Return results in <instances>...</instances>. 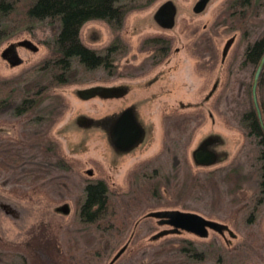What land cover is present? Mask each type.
Masks as SVG:
<instances>
[{"label": "rangeland", "instance_id": "1", "mask_svg": "<svg viewBox=\"0 0 264 264\" xmlns=\"http://www.w3.org/2000/svg\"><path fill=\"white\" fill-rule=\"evenodd\" d=\"M199 1L204 7L196 12ZM7 2H12V11L0 9V79L21 78L11 89L12 95L22 97V86L38 75L36 65L48 57L55 36L49 25L26 16L36 0ZM166 2L174 9L168 28L155 19ZM126 3L119 22L89 20L77 35L83 48L101 56L118 43L106 57L109 65L91 70L73 55V82L48 89L61 97L63 107L57 108L61 114L53 117L52 125L39 122V128L46 129L69 166L65 185L50 192L39 186L30 189L33 175L25 171L38 170L44 159L26 147L29 159L14 171L18 182L6 183L3 171L8 170L0 169V237L23 242L41 224L62 228L75 221L76 228L86 227L76 213L87 202L89 186L101 183L112 210L106 220L114 224L103 234L116 244L97 264H189L175 251L183 240L218 244L223 262L218 264H264L259 146L245 136L238 120L249 96L252 103V78L264 51V0ZM257 96L264 107V84ZM125 112L139 136L120 147L112 133ZM182 116L184 124H173ZM18 127L1 122L0 139L15 142ZM25 132L31 135V128ZM54 170L59 171L52 168L50 173ZM193 178L199 184L190 187ZM163 210L195 213L226 229L208 230L204 237L172 231L150 215ZM160 232L165 234L153 238Z\"/></svg>", "mask_w": 264, "mask_h": 264}, {"label": "trees", "instance_id": "2", "mask_svg": "<svg viewBox=\"0 0 264 264\" xmlns=\"http://www.w3.org/2000/svg\"><path fill=\"white\" fill-rule=\"evenodd\" d=\"M127 1L130 0H36L26 12L29 21L49 25L55 38L48 57L36 65L35 72L38 75L33 81L22 86L23 92L26 93L24 96L12 95L14 88L11 89V87L16 88L20 85L21 78L0 79V123L16 122L20 127L15 142L12 143L8 138L0 139V169L8 170L3 171L8 175L7 178H2L1 170L0 177L6 183L18 182L19 176L14 171H17L27 161L28 156L24 152L27 147L32 152L35 150L39 152L44 159L36 165L38 170L25 171V174L33 175L29 188L35 189L39 186L49 189L50 192V188L54 186L60 188L59 185H65L64 174L69 166L56 151V144L46 136V129L42 131L39 128V122H47V127L52 125L55 121L53 117L61 114V110L58 111L57 108L62 109L63 107L61 97L54 96L48 89L73 82L72 79L77 73V70H73L71 66L70 58L73 55L80 56L86 64L85 67L91 70L98 66L109 65L110 62L106 57H110L108 53L114 47L116 48L118 43H113L112 47L107 48L101 56L93 50L83 48L77 41V35L83 23L89 20L102 19L112 24L117 18L119 22V16L126 13ZM0 9L2 11L11 9L12 11V2L0 0ZM48 20H52V23H48ZM261 84H264L262 77L259 79L258 86ZM263 108L260 106L262 117ZM238 116L245 136L254 139L259 146L257 153L260 162L258 194L261 200H264V132L250 96L249 102L247 101L245 108L239 110ZM184 123V116L176 118L173 122L175 125ZM27 128H31V135L25 132ZM52 168L59 171L54 170L55 174L53 172L52 174L50 173ZM41 180L43 182H39ZM185 183L186 180L179 188L181 191ZM190 183V187H194L199 184V180L193 178L190 179ZM208 183L214 184L212 179H208ZM158 188V185L154 186V191ZM103 189L101 183L88 188L87 202L81 207L82 211L76 213L75 216L86 225L84 228H76L73 225L75 221L62 228L41 224L23 242L12 243L0 237V264H97L104 256L103 252H112L116 244L106 234H103L114 228V224L106 220L112 210L108 203V192L103 194ZM87 226L94 228L96 233H92ZM220 248L213 242L208 246H199L194 242L183 240L175 251L183 260H189V264L196 262H216L218 264L222 262Z\"/></svg>", "mask_w": 264, "mask_h": 264}, {"label": "water", "instance_id": "3", "mask_svg": "<svg viewBox=\"0 0 264 264\" xmlns=\"http://www.w3.org/2000/svg\"><path fill=\"white\" fill-rule=\"evenodd\" d=\"M203 7L204 3L202 1H199L194 7V11L200 12ZM173 14V6L169 2H166L162 4L157 10L155 14V19L161 26L168 28L171 27L173 24ZM263 69L264 52L262 53L255 67L250 90L252 104L256 112L259 124L264 132V122L257 96V88ZM138 136V130L132 124L129 112L123 113L118 118L112 133V139L114 143L120 147H125L135 142ZM150 215L151 217L157 218L159 223L170 225L172 227V231L183 230L189 233H193L200 237L206 236L208 230L222 232L226 229L225 225H222L215 221L207 220L198 214L190 212H182L177 210H163L152 212ZM163 234H165V232H160L159 234L153 236V238H157Z\"/></svg>", "mask_w": 264, "mask_h": 264}, {"label": "flooded vegetation", "instance_id": "4", "mask_svg": "<svg viewBox=\"0 0 264 264\" xmlns=\"http://www.w3.org/2000/svg\"><path fill=\"white\" fill-rule=\"evenodd\" d=\"M263 52H264V51H263ZM263 52H262V53H263ZM260 57H261V56H260ZM130 118H131V117H130ZM138 133H139V131H138ZM113 142H114V141H113ZM129 145H130V144H129ZM127 146H128V145H127Z\"/></svg>", "mask_w": 264, "mask_h": 264}]
</instances>
